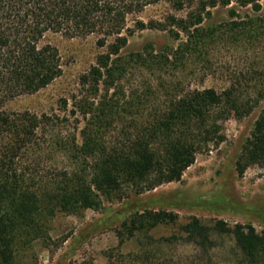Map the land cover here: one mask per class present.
Listing matches in <instances>:
<instances>
[{"label": "trees", "instance_id": "1", "mask_svg": "<svg viewBox=\"0 0 264 264\" xmlns=\"http://www.w3.org/2000/svg\"><path fill=\"white\" fill-rule=\"evenodd\" d=\"M161 1L171 12L126 27L129 15ZM260 1L0 0V264L12 262L18 243L43 237L47 220L58 212L97 210L104 200L128 191L140 194L179 181L198 152L224 139V120L241 119L258 106L264 97L261 53L255 67L239 71L219 89L183 82L187 65L206 42L202 22L216 6H250L255 15L232 21L227 30L237 31L244 42H257L264 52ZM146 28L167 31L178 44L161 53L122 54L128 36ZM49 32L96 34L95 45L105 48L70 97L68 113L76 117L69 131L59 128L68 119L55 113L4 108L61 74L57 48L41 43ZM136 73L143 79L132 84ZM250 81L252 87H246ZM67 105L63 99L64 110ZM252 165L264 175V106L234 169L242 175ZM158 226L172 230L154 235ZM115 235L117 245L104 251L105 264H264V232L251 223H206L196 216L178 222L173 211L143 209L125 218ZM130 239L136 249L122 252Z\"/></svg>", "mask_w": 264, "mask_h": 264}, {"label": "rangeland", "instance_id": "2", "mask_svg": "<svg viewBox=\"0 0 264 264\" xmlns=\"http://www.w3.org/2000/svg\"><path fill=\"white\" fill-rule=\"evenodd\" d=\"M264 13V0L260 1ZM233 9L235 14H230ZM171 12L169 5L161 1L149 5L139 15H129L126 27L132 28L135 19L147 22L161 19ZM178 14H183L179 12ZM255 15L250 6L232 2L228 6H216L202 22L205 45L187 65L185 87H215L227 85L233 75L247 67H255L260 60L257 42H244L241 35L227 30L234 20ZM97 35L67 37L61 33H46L41 43H49L58 50L62 72L44 88L32 94L18 96L8 101L7 111L29 110L36 114H57L62 130H73L75 117L68 111L70 97L79 89V78L95 61L96 54L105 50L95 45ZM167 31L156 29L135 30L128 36L122 54L136 52H165L178 44ZM147 47V48H146ZM151 47V48H150ZM259 53V54H258ZM143 78L136 73L130 78L138 84ZM264 82V80H263ZM252 87V82H244ZM63 99L68 102L64 110ZM264 106V97L253 111L241 118L229 116L223 121L221 133L224 139L196 154L195 161L186 168L179 181L164 183L140 194L129 192L120 198L104 200L97 209H83L77 214L56 213L46 224V234L24 244L18 243L10 264H105L104 251L117 245L115 229L134 211L164 209L173 211L178 222L196 216L206 223L222 219L229 224L251 223L256 231L264 232V175L259 165L246 168L242 175L234 169V162L244 141L250 136L253 122ZM79 128L83 126L80 115ZM170 226H158L154 235L168 234ZM229 241V240H227ZM227 245V243L225 244ZM136 249L134 239L127 240L122 252ZM188 247H179L188 250ZM218 256L225 255L219 250Z\"/></svg>", "mask_w": 264, "mask_h": 264}]
</instances>
